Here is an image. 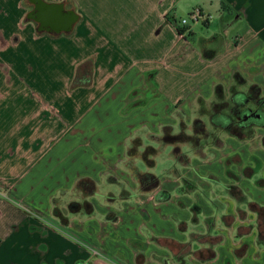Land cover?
Instances as JSON below:
<instances>
[{
	"label": "crops",
	"instance_id": "obj_1",
	"mask_svg": "<svg viewBox=\"0 0 264 264\" xmlns=\"http://www.w3.org/2000/svg\"><path fill=\"white\" fill-rule=\"evenodd\" d=\"M90 58L92 85L71 90ZM0 67V264H264V127L211 123L217 88L264 94V0H0ZM196 119L209 136L184 165L162 137Z\"/></svg>",
	"mask_w": 264,
	"mask_h": 264
},
{
	"label": "trees",
	"instance_id": "obj_2",
	"mask_svg": "<svg viewBox=\"0 0 264 264\" xmlns=\"http://www.w3.org/2000/svg\"><path fill=\"white\" fill-rule=\"evenodd\" d=\"M181 32V31H180ZM182 33V32H181ZM94 59L90 58L81 63L77 69L73 81L71 83V90L77 87H89L92 85ZM235 79L240 80L241 83H246L239 74L235 75ZM136 93L132 94L129 101V108L137 106L133 103ZM217 102L213 107L211 115V123L215 128L225 130L233 134L235 137L242 138L243 131L250 127H264V94L259 86H251L248 93L233 92L230 102L225 101V95L221 87L216 91ZM143 104V103H142ZM231 104V107H229ZM140 105V103L138 104ZM254 106L253 108L251 106ZM255 108V109H254ZM229 112V113H227ZM183 130L179 134H173L170 128H165L162 137L164 144L174 146L173 156L176 161L186 165L189 160L187 155L182 152L181 146L183 144H190L194 149L199 150L204 139L209 136L206 124L201 119H196L193 123L192 135H187ZM138 144L130 150V155L135 153ZM155 149H149V157L144 155L149 165L153 164L150 158L154 156ZM86 182H82L80 186L86 189ZM140 186L143 192H152L160 186V180L157 176L147 173L140 177ZM230 192L237 199H240L241 192L237 187H231ZM79 205H71L70 209L74 211ZM252 211L256 212L259 221L264 218V208L258 205H251ZM260 239L264 240V234H260ZM215 254L212 253L210 261L214 260Z\"/></svg>",
	"mask_w": 264,
	"mask_h": 264
},
{
	"label": "rangeland",
	"instance_id": "obj_3",
	"mask_svg": "<svg viewBox=\"0 0 264 264\" xmlns=\"http://www.w3.org/2000/svg\"><path fill=\"white\" fill-rule=\"evenodd\" d=\"M202 4L203 3H201V5H197L199 8H196V9L202 8L203 7ZM196 12H198V10ZM178 16H179L178 18H179L180 21L183 20V19H186L188 21V25H193L195 23V21H193L191 19V16L188 15L187 12L186 13H179ZM195 30L198 31L197 32L198 34L199 33H203V35H208L210 33V28H207V27L203 26L202 24L200 26H198ZM205 122H207L209 124V126L211 125L207 118H205ZM167 155H168V152L164 151L157 158L158 168L156 170H157V174L158 175H162V173H163L162 171L163 170H166L168 168L170 169V168L173 167L171 159H169ZM257 225H258V229L260 230L261 234H264V226H263V224L260 221H258ZM209 253H207V254L204 253L203 256L207 257L209 255ZM193 255H194L193 257H189L187 260L184 261V263L181 262L180 264H187V263L188 264L189 263L202 264V263H205V262H203L204 260H202L204 258V257L203 258L201 257L202 254L199 255V253H197V254H193ZM157 258L158 257L153 254L151 259H152V261H155ZM145 259H146V257H145V255H143V253H138L136 262H137V264H142V263H144ZM169 259H170V260H168L169 264H177L178 263L176 260H173L172 258H169Z\"/></svg>",
	"mask_w": 264,
	"mask_h": 264
},
{
	"label": "built area",
	"instance_id": "obj_4",
	"mask_svg": "<svg viewBox=\"0 0 264 264\" xmlns=\"http://www.w3.org/2000/svg\"><path fill=\"white\" fill-rule=\"evenodd\" d=\"M199 18H200V16H199L198 13H194V14L191 15V19H192L193 21H195V22H197V21L199 20ZM174 25H175L176 27H186V26L188 25V21H187L186 19H183V20H181V21H179V22L175 21V22H174ZM94 254H95V255H99L100 253L97 252V251L95 250V251H94Z\"/></svg>",
	"mask_w": 264,
	"mask_h": 264
},
{
	"label": "water",
	"instance_id": "obj_5",
	"mask_svg": "<svg viewBox=\"0 0 264 264\" xmlns=\"http://www.w3.org/2000/svg\"><path fill=\"white\" fill-rule=\"evenodd\" d=\"M71 21H73V19H71V20L68 19V25H70V26L72 25V22ZM73 27H74V24H73V26H71V28H68L69 32L72 31Z\"/></svg>",
	"mask_w": 264,
	"mask_h": 264
},
{
	"label": "flooded vegetation",
	"instance_id": "obj_6",
	"mask_svg": "<svg viewBox=\"0 0 264 264\" xmlns=\"http://www.w3.org/2000/svg\"><path fill=\"white\" fill-rule=\"evenodd\" d=\"M50 11H51V10L48 9V12H47V13H49V15H50V13H51ZM70 15H71V14H69V13L67 14V16H69L68 18H70Z\"/></svg>",
	"mask_w": 264,
	"mask_h": 264
}]
</instances>
